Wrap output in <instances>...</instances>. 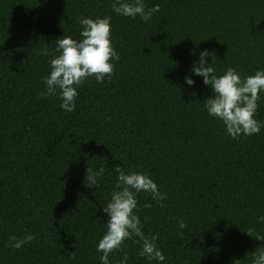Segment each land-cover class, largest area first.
I'll return each instance as SVG.
<instances>
[{
  "label": "trees",
  "instance_id": "16d2710c",
  "mask_svg": "<svg viewBox=\"0 0 264 264\" xmlns=\"http://www.w3.org/2000/svg\"><path fill=\"white\" fill-rule=\"evenodd\" d=\"M112 2L0 0V264H102L117 165L167 194L162 208L140 192L135 210L166 259L142 257L132 237L109 264L124 253L127 264H252L264 241L244 231L264 235V128L231 138L205 108L213 90L191 69L208 50L217 76L264 71V0H144L161 8L147 22ZM109 16L120 57L111 82L86 79L73 112L58 95L41 97L56 41H78L82 17ZM254 118L264 123V91ZM89 166L105 169L95 188L85 185ZM29 233L30 243L9 246Z\"/></svg>",
  "mask_w": 264,
  "mask_h": 264
},
{
  "label": "clouds",
  "instance_id": "9594fccd",
  "mask_svg": "<svg viewBox=\"0 0 264 264\" xmlns=\"http://www.w3.org/2000/svg\"><path fill=\"white\" fill-rule=\"evenodd\" d=\"M112 10L124 17L136 18L140 16L145 22L149 21L154 13L161 11L159 5L146 9L144 0H113ZM80 24L83 30L80 39L74 40L71 36L65 35L58 39L57 53L50 60V73L43 78L46 85L45 91L40 93L41 97L59 96L60 107L66 112H73L76 109L77 89L90 77L103 83L105 78L111 82L115 65L113 59L119 61L120 57L115 51L111 41V17L81 18ZM48 56V49L42 53ZM200 58L191 69L195 76L203 77V83L213 90L211 98L205 100L204 105L208 114L221 120L226 126L227 133L233 139L241 135L252 136L258 134L264 123L257 121L254 117L258 109L260 93L264 91V71H257L254 75L243 79L234 68H228L223 75L217 76L215 54L204 50L199 54ZM212 57V64L207 63V57ZM189 86H194L195 81L189 77L185 78ZM85 177L86 187L95 188L103 177L105 169L100 167L94 170L88 167ZM118 173L117 183L111 194V200L103 211L108 216L106 223L107 231L99 240L97 251L103 253L100 257L102 264H109V255L114 251H123L126 245L124 242L132 237H138V243H142L140 255L148 260L164 261L166 257L157 248L158 235L146 236L142 231V224L135 210L138 206L137 195L140 192L150 194L152 200L160 207H164L163 201L167 194L158 190L157 184L146 174L139 172L126 173L118 165L115 168ZM145 208L152 205L146 203ZM264 223V217H260ZM181 230L187 225L184 220L178 221ZM256 240L264 241V235L259 234L254 227L244 231ZM183 235V231L179 233ZM35 239L31 233L23 238L11 237L10 245L14 249H20L25 244ZM252 264H264V247L258 248L251 253ZM73 258L75 253L72 254ZM128 255L124 253L119 264H127ZM233 264H241V261L234 260Z\"/></svg>",
  "mask_w": 264,
  "mask_h": 264
}]
</instances>
